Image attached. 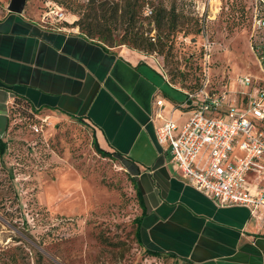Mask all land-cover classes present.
Instances as JSON below:
<instances>
[{"label": "rangeland", "instance_id": "1", "mask_svg": "<svg viewBox=\"0 0 264 264\" xmlns=\"http://www.w3.org/2000/svg\"><path fill=\"white\" fill-rule=\"evenodd\" d=\"M10 2L0 0V16ZM51 3L65 13L62 26L77 33L80 18L90 21L92 15H101L89 0H27L24 12L42 18ZM144 3L134 31L121 12L117 23L107 28L114 38L108 44L112 50L142 54L183 91L194 85L206 46L212 65L208 75L215 87L231 84L238 76L261 75L250 43L255 0ZM154 8L168 15L175 11V30L168 24L158 28L147 17ZM133 33L151 39L156 51L124 45ZM229 90L222 91L228 95ZM168 92L175 99L182 97ZM0 116L6 118L0 138L7 144L5 155H0V264H185L151 256L138 245L135 220L141 208L132 178L118 160L96 152L90 126L71 117L32 115L13 103Z\"/></svg>", "mask_w": 264, "mask_h": 264}, {"label": "crops", "instance_id": "2", "mask_svg": "<svg viewBox=\"0 0 264 264\" xmlns=\"http://www.w3.org/2000/svg\"><path fill=\"white\" fill-rule=\"evenodd\" d=\"M41 19L8 9L0 16V114L20 96L55 119L82 117L99 146L120 155L137 181L147 211L140 227L144 249L191 264H264V208L252 214L197 191L180 177L169 145L157 138L163 124L155 117L157 100L164 101L165 118L180 130L190 117L182 107L185 91L174 88L142 54L107 51L81 33L46 28ZM238 77L222 87L212 85L229 88L228 103L240 109ZM248 179L256 183L253 175Z\"/></svg>", "mask_w": 264, "mask_h": 264}, {"label": "built area", "instance_id": "3", "mask_svg": "<svg viewBox=\"0 0 264 264\" xmlns=\"http://www.w3.org/2000/svg\"><path fill=\"white\" fill-rule=\"evenodd\" d=\"M258 4L264 5V0H255L254 31L264 29ZM41 21L46 28L67 30L59 26L66 16L56 3L48 6ZM206 48L201 64L203 85L196 93L185 91L187 100L182 107L190 111L186 125L179 130L174 121L166 119L162 112L164 101L157 100L155 117L163 121L156 129L157 138L169 145L172 163L193 188L221 206H243L256 214L264 208V87H260L258 78L239 76L242 108L228 103L229 94L217 90L209 78L211 51ZM251 49L264 75V54L260 55L252 43ZM251 85L256 89L245 92ZM226 105L227 110H223ZM251 175L256 178L254 184L249 182Z\"/></svg>", "mask_w": 264, "mask_h": 264}, {"label": "trees", "instance_id": "4", "mask_svg": "<svg viewBox=\"0 0 264 264\" xmlns=\"http://www.w3.org/2000/svg\"><path fill=\"white\" fill-rule=\"evenodd\" d=\"M145 0H124L123 5H120V3H115L111 0H89L91 5L96 11H100L101 15L94 16L92 15V19L84 20L82 18L78 21V26L81 30V34L84 35L89 40L99 44L102 46L105 50L110 51L112 46H109L110 44L114 43V38L108 33V27L112 26L114 23H117L120 12L125 17V22L128 23L129 29L135 30L134 24L136 22V18L138 17V13L141 11V9L144 7ZM258 7L260 9V17L264 18V5L258 4ZM147 10V8H146ZM147 16V15H146ZM152 21L156 24L158 28H161L165 25H169V27L172 30H175V28L178 25V18L175 15V11H172L169 15L166 13L165 9H151L150 16ZM251 23L253 25V18L254 15H250ZM63 23H61L60 27ZM126 43H123L124 45L128 44L133 49H139V50H146V52H155L156 48L154 47L155 44L151 41V39H148L144 35H140L138 33H133V35L125 41ZM250 43H252V46L254 48H259L260 55L264 54V29L254 31L252 30L250 34ZM109 44V45H108ZM198 76L196 77V81L194 85H191L190 88L184 89L185 91L189 93H196L200 90V88L203 85V79H204V73L202 70L201 65L198 67ZM260 87H264V75L260 78ZM15 105H22L25 107L28 111L33 113H39L41 112L39 109H36L32 104L25 99L24 97L15 96L13 106ZM71 118L76 119L78 122L87 124L82 117H75L70 116ZM90 126L89 124H87ZM92 129V127H91ZM94 133V132H93ZM93 145L96 150V152L101 155L104 158H110L114 160L120 161V155H118L116 152H109L104 149H102L99 144L97 143L96 136L93 134ZM7 149V144L2 141L0 138V155H5ZM131 176V174H130ZM132 182L134 185V189L136 192V197L138 199L139 207L141 208V214L139 217L136 218V231H135V238L137 240V243L140 247L144 248L141 239H140V227L142 220L144 216L146 215L147 211L144 208L143 198H142V192L137 184V181L134 177H132ZM149 255L154 257L159 256H169L171 258H174L180 262H183L185 264H191L190 262L186 260H182L174 255L170 254H164V253H156L149 251L147 249H144Z\"/></svg>", "mask_w": 264, "mask_h": 264}, {"label": "water", "instance_id": "5", "mask_svg": "<svg viewBox=\"0 0 264 264\" xmlns=\"http://www.w3.org/2000/svg\"><path fill=\"white\" fill-rule=\"evenodd\" d=\"M27 0H11L8 10L14 14H22L24 13V7ZM1 123L0 127L5 128L6 118L5 116H0Z\"/></svg>", "mask_w": 264, "mask_h": 264}]
</instances>
